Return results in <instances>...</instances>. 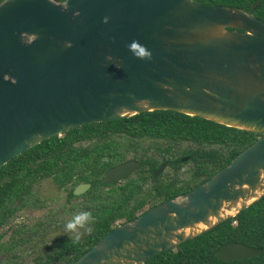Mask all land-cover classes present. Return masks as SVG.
Wrapping results in <instances>:
<instances>
[{
  "label": "water",
  "instance_id": "water-1",
  "mask_svg": "<svg viewBox=\"0 0 264 264\" xmlns=\"http://www.w3.org/2000/svg\"><path fill=\"white\" fill-rule=\"evenodd\" d=\"M133 40L151 57L134 56L127 48ZM152 110L261 136L197 187L118 224L73 264H145L264 195V21L237 6L195 0L0 3V167L78 126ZM138 166L124 161L101 181H119ZM89 187L80 183L74 193ZM261 253L228 242L216 256Z\"/></svg>",
  "mask_w": 264,
  "mask_h": 264
},
{
  "label": "trees",
  "instance_id": "trees-1",
  "mask_svg": "<svg viewBox=\"0 0 264 264\" xmlns=\"http://www.w3.org/2000/svg\"><path fill=\"white\" fill-rule=\"evenodd\" d=\"M195 1L206 5L237 6L264 21V0ZM260 136L172 110L145 111L125 118L78 126L62 136L55 135L42 141L0 167V227L10 226V218L17 210L13 207L16 198H22L24 205L34 207L30 186L36 180L51 176L59 185L73 178L76 183L91 182L92 188L83 196L93 195L90 199L95 201L97 208L91 212L95 217L94 227L78 242L60 237L40 249L32 261V264H73L118 224L197 187ZM119 137L132 141L151 138L169 144L190 143L191 147L182 151L180 156L168 159L169 165L176 169L181 164V157L189 155L193 162L189 178L184 181H178L177 177L169 180L162 174L154 178L152 171L159 162L156 158H145L141 160L136 177H130L109 190L100 189V176L104 170L125 158L124 152L119 150ZM83 141L92 143L84 147L76 145ZM105 155L109 160L101 161ZM69 194L73 195L72 190ZM4 232L0 233V239ZM31 233L22 224L13 229L5 242H0V253L7 255L1 260L3 264L15 263L18 246L24 243L27 235L34 239ZM228 242L262 248V253L243 260L224 261L217 258V250ZM31 245L35 249L38 246L33 242ZM145 264H264V195L236 216L155 255Z\"/></svg>",
  "mask_w": 264,
  "mask_h": 264
},
{
  "label": "rangeland",
  "instance_id": "rangeland-1",
  "mask_svg": "<svg viewBox=\"0 0 264 264\" xmlns=\"http://www.w3.org/2000/svg\"><path fill=\"white\" fill-rule=\"evenodd\" d=\"M60 134L59 136H62ZM123 144L129 145L131 148L127 152L128 158H149L154 157L158 160H161L164 157L169 155H174L175 151L178 150L179 154L188 149L191 145L188 142L181 144L169 145L167 142L162 140H153L150 138L139 139L137 142L130 141L128 138L124 137L119 139ZM119 141V142H120ZM89 142L83 141L76 143V145L84 147L89 146ZM170 146L171 151H165V149ZM173 152V154H172ZM181 169L178 173L180 179H186L188 173L192 168L191 161H183L181 164ZM166 177L170 178L175 175V170L170 167L165 168ZM132 177L136 176V173L133 172ZM123 182V181H121ZM35 196L40 198L43 201H47L46 206L43 208L30 209L29 207H24L16 213V218L14 219L13 224L19 225L23 223H32L37 220H45L47 225L42 235L35 239L34 244H38L37 248L32 247V242H27L26 244H21L17 249L18 257L15 260V263L12 264H32L35 256L38 254L40 249H43L46 245L51 244L60 237H71L74 235L72 232L66 231L64 224L70 220L74 215L82 211L95 212L97 210L95 206V201L93 202L90 197L93 195L89 194L88 196H80L75 198H69L70 201L67 202L66 198L68 192L73 188V184H68L64 189L59 188L51 177H45L44 179L38 181L35 185ZM106 189V187L101 188ZM95 217L91 215V220L84 228H79L77 231L80 233V239L87 235L91 229L94 227ZM5 235L2 239L6 241L10 237V228L5 227ZM30 244V245H29ZM6 258L5 254L2 252L0 254V261Z\"/></svg>",
  "mask_w": 264,
  "mask_h": 264
},
{
  "label": "flooded vegetation",
  "instance_id": "flooded-vegetation-1",
  "mask_svg": "<svg viewBox=\"0 0 264 264\" xmlns=\"http://www.w3.org/2000/svg\"><path fill=\"white\" fill-rule=\"evenodd\" d=\"M121 138H124V137H119V138H117V141H118V145H119V147H120V149L119 150H121V151H123L124 152V154H125V158L123 159V160H121L120 162H117L116 164H114V165H112V166H110V167H107L105 170H104V172L102 173V176H100V182L102 183V178L104 177V175H105V173L110 169V168H112V167H114V166H116V165H118V164H120V163H122V162H124V161H128V160H136L137 162H139V166L138 167H136L133 171H131L130 173H128L124 178H122L121 180H119V181H115V182H113V183H102V186H100V189L102 188V187H106V189H103V190H109L112 186H117V185H120V184H122L123 182H126L127 181V179H129L130 177H132V173L133 172H135L136 173V176H137V171H138V169H139V167L141 166V160L142 159H145V158H128L127 157V152L131 149V148H129V147H131V146H129V145H125V144H123L119 139H121ZM142 139H144V138H142ZM151 139V138H150ZM154 140V139H153ZM120 141V142H119ZM130 141H132V140H130ZM163 141V140H162ZM133 142H137V141H133ZM166 142V141H165ZM89 143H92V141H89ZM168 143V142H167ZM184 143V142H183ZM169 144V143H168ZM169 145H173V143H171V144H169ZM191 147V146H190ZM165 151H171V148H170V146H168L166 149H165ZM172 154H173V152H172ZM182 154V152L179 154V151L178 150H176L175 151V153H174V155L172 156V155H169L168 157H164V158H162L161 160H158V159H156L157 160V162H159V164H158V166L156 167V168H154L153 169V171H152V175H153V177L154 178H157L159 175H163L164 177H165V179H173L174 177H177V179H178V181H184V180H187L188 178H189V176H190V171L189 172H187L188 173V177L186 178V179H180L179 177H178V173H179V171H180V169L182 168L181 167V164L183 163V161H191L192 162V160H190V156L189 155H184V156H182L181 157V164H180V166L179 167H177L176 169H174L171 165H169V162H168V159H173L174 157H178V156H180ZM147 158V157H146ZM149 158H152V157H149ZM154 158V157H153ZM184 158H186V159H184ZM109 160V157H108V155H105V156H103L102 158H101V161H108ZM164 162H166V166L164 167V169L155 177L154 176V171L162 164V163H164ZM167 167H170V168H172L173 170H175V175L173 176V177H170V178H168V177H166V172H164L165 171V168H167ZM192 168H193V162H192ZM191 168V169H192ZM135 176V177H136ZM47 177H51V176H47ZM45 178V177H44ZM44 178H42V179H44ZM52 178V177H51ZM42 179H39V180H36V181H34L32 184H31V186H30V191H31V195L33 196V199H34V202H35V205H34V207H31V206H27V205H24L23 204V199L22 198H16L15 200H14V202H13V207L14 208H16L17 210H16V212H15V214H14V216H12L11 218H10V223H9V225L10 226H6V227H9L10 228V235H11V233H12V231H13V229L14 228H17L19 225H22V224H19V225H14L13 224V222H14V219L16 218V213L20 210V209H22V208H24V207H29L30 209H35V208H39V207H41V208H43L44 206H46V203H47V201H43V200H41L40 198H37L36 196H35V194H34V192H35V188H34V185L38 182V181H40V180H42ZM52 180H53V178H52ZM54 181V180H53ZM121 181H123V182H121ZM75 182V183H74ZM205 182V181H204ZM54 183L59 187V188H61V189H64V187L66 186V185H68V184H73V188L72 189H70L69 190V192L72 190V192H73V195H70L69 194V192H68V196H67V198H66V201L67 202H69L70 201V199L71 198H75V197H82L86 192H88V190H90L91 188H92V183L91 182H89V181H78L77 183H76V179L75 178H73L71 181H69L68 183H66V184H64V185H59V183H57V182H55L54 181ZM80 183H90V187L88 188V189H86L84 192H82V193H80V194H75L74 193V189H75V187L78 185V184H80ZM203 183V182H202ZM192 190V189H191ZM190 191V190H189ZM188 192V191H187ZM185 193V192H184ZM70 198V199H69ZM17 200H20V202L16 205V206H14V203H16L17 202ZM165 201V200H164ZM159 204V203H158ZM157 205V204H156ZM22 206V207H21ZM154 207V206H153ZM152 208V207H151ZM142 214V213H141ZM126 222V221H125ZM123 223V222H122ZM121 224V223H120ZM23 225H26L27 227H28V232H32L31 234H34V239H33V237H30L29 235H27V239H25V241H24V243H21V244H26L27 242H33V241H35V239L37 238V237H39L40 235H42V233H43V231L45 230V226L47 225V223L45 222V220H42V219H40V220H37V221H35V222H32V223H29V224H27V223H23ZM5 227H0V233L1 232H4L5 230ZM36 230V231H35ZM5 233V232H4ZM5 235V234H4ZM4 235L1 237V239H0V242H2V239L4 238ZM3 242H5V241H3ZM34 243V242H33ZM30 245V244H29ZM20 246V245H19ZM19 246H18V248H19ZM1 254V253H0ZM5 254V253H4ZM5 256H7L6 254H5ZM0 264H3V262L2 261H0Z\"/></svg>",
  "mask_w": 264,
  "mask_h": 264
},
{
  "label": "clouds",
  "instance_id": "clouds-1",
  "mask_svg": "<svg viewBox=\"0 0 264 264\" xmlns=\"http://www.w3.org/2000/svg\"><path fill=\"white\" fill-rule=\"evenodd\" d=\"M0 3H3V0H0ZM108 21H109L108 16H104L102 18L103 23H108ZM127 48L129 49L130 52L133 53L134 56L140 59L150 58L152 55L149 49H146L145 46H143L141 43L135 40L129 42ZM106 58L111 59L110 56H107ZM90 220H91V213L86 210L77 213L64 224L66 231L74 233V235L70 237V239H72L73 242H78L80 240V233L77 231V229L84 228L85 225L88 224Z\"/></svg>",
  "mask_w": 264,
  "mask_h": 264
},
{
  "label": "bare ground",
  "instance_id": "bare-ground-1",
  "mask_svg": "<svg viewBox=\"0 0 264 264\" xmlns=\"http://www.w3.org/2000/svg\"><path fill=\"white\" fill-rule=\"evenodd\" d=\"M233 210L226 211V214L232 213ZM203 225H199V227H202Z\"/></svg>",
  "mask_w": 264,
  "mask_h": 264
}]
</instances>
